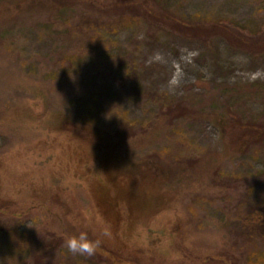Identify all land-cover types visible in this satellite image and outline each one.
<instances>
[{
    "label": "rangeland",
    "instance_id": "1",
    "mask_svg": "<svg viewBox=\"0 0 264 264\" xmlns=\"http://www.w3.org/2000/svg\"><path fill=\"white\" fill-rule=\"evenodd\" d=\"M30 1L0 0V186L16 203L0 209V264H181L169 235L176 224L187 255L224 253L239 209L264 208V144L228 136H245L264 114V50L171 31L136 11L117 15L113 0H78L59 17ZM167 1L183 18L264 40V0ZM179 103L195 111L162 115ZM58 116L76 126L57 129ZM84 126L127 138V174L138 161L171 166L162 182L170 205L132 235L113 233L61 156L92 138ZM81 232L100 241L91 256L66 246Z\"/></svg>",
    "mask_w": 264,
    "mask_h": 264
},
{
    "label": "trees",
    "instance_id": "2",
    "mask_svg": "<svg viewBox=\"0 0 264 264\" xmlns=\"http://www.w3.org/2000/svg\"><path fill=\"white\" fill-rule=\"evenodd\" d=\"M33 1H30L31 5L35 2L36 4L42 3L44 9L58 12L57 17L60 16L62 9H71L74 5L80 4L78 0ZM163 1L113 0L111 9L117 15L122 16L127 12L136 11V15L147 17V20L151 21L152 25L153 22L154 24L161 23V27L170 28L171 31L179 33L189 32L192 36L207 40L220 35L233 46L254 51L264 50V40L257 35V31H252L248 36L240 35L234 32L230 25L225 24L221 20L206 22L201 18H183L171 7L163 4L167 3V0ZM260 90L263 91L264 89ZM194 111L191 107L188 108V106L180 105L179 103L175 106L169 105L162 115L169 118L181 116L187 118ZM215 118L217 121H223L219 115ZM56 122L59 125L57 129L62 131L76 126L66 116H58ZM230 122L232 123V118L230 120L227 119V123ZM84 128L92 135V138L83 139L74 147H61V156H64L66 164L74 169L76 175L84 177V180L88 182V189L98 212L102 215L105 222L109 224L113 233L116 236L119 234L132 235L137 223H146L152 220L170 205V199L173 196L169 191L162 189V182L169 180V176L172 174V171H170L172 169H169L171 166L163 167V165L158 163L154 165L145 161L143 163L138 161L132 165V169L127 174V172L121 170V166L126 161V159H123V151H125V156L129 154L130 146L127 143V138L121 137L122 135H102L97 128L95 130V127L92 129L84 126ZM245 131V136L242 134L237 136L229 134L230 143H237L240 138L246 137L249 145H259L261 147L264 144V114L260 120L252 122L251 126ZM94 150L99 151V153L93 152ZM101 151L104 153H101ZM2 166L0 161V171ZM98 169L104 172L102 178L95 174ZM15 204L14 199L2 195L0 186V209L11 208ZM240 211L241 209L238 211L240 215L237 226L235 224L234 231L229 230L232 242L224 253L222 252L218 255L208 254L203 257L187 255L188 252H185V248L180 245L187 236L184 235L185 233L181 228L182 225H174L169 235L174 236L177 234L178 236L179 243H176L177 246L174 245L172 249L175 251L178 247L180 253L184 255V261H180L181 264H264V208L252 213H241ZM238 227H242V231L237 230ZM131 248L135 249L134 251L131 250L135 255L137 253L144 254L143 250L133 246ZM134 254L132 253V256ZM230 254L232 259H230ZM236 255H239V257L236 258ZM150 257L152 261L153 257L159 260L157 249L153 248L151 250Z\"/></svg>",
    "mask_w": 264,
    "mask_h": 264
},
{
    "label": "clouds",
    "instance_id": "3",
    "mask_svg": "<svg viewBox=\"0 0 264 264\" xmlns=\"http://www.w3.org/2000/svg\"><path fill=\"white\" fill-rule=\"evenodd\" d=\"M99 240H90L86 232H81L79 235L71 236L66 240V246L74 254L93 255L96 248L99 246Z\"/></svg>",
    "mask_w": 264,
    "mask_h": 264
}]
</instances>
